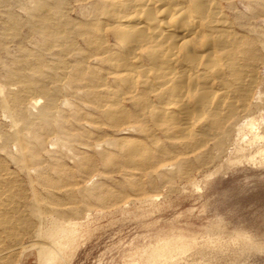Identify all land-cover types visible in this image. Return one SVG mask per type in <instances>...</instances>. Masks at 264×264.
Returning a JSON list of instances; mask_svg holds the SVG:
<instances>
[{
  "label": "rangeland",
  "instance_id": "obj_1",
  "mask_svg": "<svg viewBox=\"0 0 264 264\" xmlns=\"http://www.w3.org/2000/svg\"><path fill=\"white\" fill-rule=\"evenodd\" d=\"M235 1L229 16L255 40L244 111L188 158L168 150L129 176L73 78L94 61L46 41L80 3L0 0V264H41L51 247V264H264V0Z\"/></svg>",
  "mask_w": 264,
  "mask_h": 264
},
{
  "label": "bare ground",
  "instance_id": "obj_2",
  "mask_svg": "<svg viewBox=\"0 0 264 264\" xmlns=\"http://www.w3.org/2000/svg\"><path fill=\"white\" fill-rule=\"evenodd\" d=\"M74 1L81 18L67 31H46V41L79 42L81 61H94L73 78L84 82L96 108L95 129H114L104 144L119 148L126 175L142 174L148 160H164L168 150L188 158L228 131L250 92L256 57L254 39L227 12L235 0ZM98 155L114 162L108 149ZM49 257L41 264H51Z\"/></svg>",
  "mask_w": 264,
  "mask_h": 264
},
{
  "label": "built area",
  "instance_id": "obj_3",
  "mask_svg": "<svg viewBox=\"0 0 264 264\" xmlns=\"http://www.w3.org/2000/svg\"><path fill=\"white\" fill-rule=\"evenodd\" d=\"M16 264H29V263H27L25 261H18Z\"/></svg>",
  "mask_w": 264,
  "mask_h": 264
}]
</instances>
